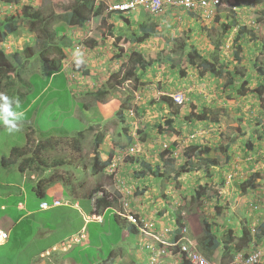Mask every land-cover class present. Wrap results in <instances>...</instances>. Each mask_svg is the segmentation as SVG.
<instances>
[{
	"label": "rangeland",
	"instance_id": "obj_1",
	"mask_svg": "<svg viewBox=\"0 0 264 264\" xmlns=\"http://www.w3.org/2000/svg\"><path fill=\"white\" fill-rule=\"evenodd\" d=\"M96 1L107 4L104 3L103 14L93 25L99 37L103 36L107 40L113 33H121L122 36L128 37V40L141 37L139 24L135 22V17H139L138 10L125 14L129 17L128 20L124 17L116 19L115 17H118L116 14L113 16L107 11L110 6L123 4L129 0ZM175 1L179 5L174 3L168 5L158 16L147 13L145 15L144 9L140 11L142 19L151 20L150 24L156 31L153 37L141 43L128 42L124 39L116 41L120 42V45L113 42L115 55L110 61H114L115 66H113L111 85L120 92L121 100L125 104L124 110L132 109L139 120L138 126H132L133 129L130 126L126 128L124 124L121 131H118L120 123L117 129L112 126L113 132L118 131V139H115L117 142L113 143V146H119L123 138L127 141L128 149L135 147L137 153L124 154L117 158L115 170L111 173L103 172V178L97 183L95 181V185L101 187L100 182L103 184L107 182L105 187L112 190L116 197L114 205L117 211L125 212V199L121 192L130 190L132 195L129 208L132 207L133 213L144 212L148 217L167 218L166 224L169 225H176L170 217H174L176 221V217L180 214V224L186 227L188 238L201 252H203L200 246L204 240V220L212 225L213 230H216L221 238L228 230H233L236 236H239L243 226L250 227L252 231L255 229L254 246L264 251V238L262 240L260 236L264 224V101L259 100L253 93L254 89L264 84V76L261 73V70L264 71V3L251 8L234 9L229 6L227 0H223L225 4L218 8L217 14L200 17L187 10L186 6L180 5V2L185 0H171V3ZM76 2L77 0H19L17 5H4L0 0L1 46L8 48L6 52L10 55L15 49L22 50L34 44L37 54L32 61L22 66V78L25 77L27 80V76L35 71L43 74L33 76L32 88L24 86L27 90V92L22 90L27 93L25 98L34 99L40 90L46 87L45 71L51 68L49 62L53 58L58 59L59 56L55 47L56 34L62 30L67 32L73 29L66 25L65 20ZM26 11L29 14L39 12L41 17L35 19L28 16ZM11 16L21 18L24 24L16 27L15 23L18 19H15L10 25V22L7 23V18ZM229 22H233L234 26L229 33H226L224 25ZM7 25L15 30L12 34L3 36ZM87 26L78 27L79 33H87ZM240 27H243L244 31H250L252 35L244 32L245 37L239 40L238 43L242 45L243 50L238 61L234 55L236 50L234 39L239 35ZM46 30L49 34L45 33ZM80 38L83 36L81 35ZM244 38L247 39L243 40ZM43 43L49 45L47 52L43 53L41 58L38 52ZM86 44L88 45V41ZM188 45L196 47L204 58L214 53L218 54L220 61L226 64L227 68L236 67L237 72H241L242 76L245 74L244 77L237 76L236 83L240 85L244 79L248 80L246 95L239 96L234 85L225 86V79H218L210 74L201 76L185 60L186 54L180 47L184 48ZM136 49L149 55L157 53L164 56L171 55L173 60L167 64L154 65L144 72L142 85H138L135 81L122 84L125 73L131 67L128 61L129 55ZM255 65H260V70ZM179 68L187 69L185 78L179 76ZM66 77L65 75L55 77L47 90L43 91L42 98L24 116V120H29L27 121L30 122L29 126L37 132L60 138L56 149L47 151L43 155V160L49 164L60 154V159L86 162L97 168L101 156L96 151L100 149V145L90 138L91 132L87 129L92 120L101 118V113L97 108L91 107L89 110L84 108L85 103L80 100V94L72 83H68ZM14 92L11 98L18 99L23 109L28 102L22 100L23 93L18 95L17 91ZM165 92L169 94L179 92L185 98L184 105L180 106V115L172 120L173 124L169 129L166 124V120L170 118L169 111L159 101L162 93ZM38 107L40 111L37 112ZM203 108L216 109L221 114L216 119L206 122L186 119L191 112L199 114ZM169 130L170 133L167 132ZM79 131L84 132L86 142L84 141V147L78 152L67 145L68 140L61 137ZM6 141H14L16 145L20 143L19 137L13 132L2 131L0 150L5 149ZM206 146L210 148L212 158H220V166L197 169L175 178V170L185 163L187 155H191L196 163L203 162L202 157L207 156L202 153ZM104 150H108L107 145L104 146ZM166 150L170 153H166V159H161V154ZM107 157L108 155L104 156ZM136 157L160 165L162 167L160 175L138 178L140 167L135 165ZM81 167L84 168V164H81ZM121 167L124 170H121ZM91 171L92 168L89 172ZM89 172L86 171L85 175L88 176L87 182L91 189L93 181L92 176L89 177ZM62 173L67 181L79 176L73 168L64 169ZM97 177L100 180V177ZM118 177L129 178L126 185L117 181L121 185V191L117 190L119 188L117 184L115 187V178ZM249 179L253 182L252 186L246 187L245 182ZM86 185L87 183L82 187H87ZM200 186L207 189V194L198 198L196 190ZM104 217L106 224L102 227L93 222L97 229L93 232L90 241L92 244L84 248L83 252L74 250L75 257L79 255L85 259L89 254L91 261L97 264L100 259H108L111 250L125 244L124 240H121L124 238H127L126 244L131 250L136 249L138 236L126 227L121 228V231L115 227L114 211L108 210ZM58 219L61 220V217ZM51 220L59 222L54 217ZM77 221L79 224L82 223V218L78 217ZM122 223L126 226L124 220ZM79 224L73 226V231ZM102 231L106 232L105 235H100ZM100 236L102 242L99 246ZM254 249L249 247L242 254L252 252ZM221 255L222 251L218 250L210 259L219 264ZM239 259L241 258L237 260ZM261 262L264 264V257Z\"/></svg>",
	"mask_w": 264,
	"mask_h": 264
},
{
	"label": "crops",
	"instance_id": "obj_2",
	"mask_svg": "<svg viewBox=\"0 0 264 264\" xmlns=\"http://www.w3.org/2000/svg\"><path fill=\"white\" fill-rule=\"evenodd\" d=\"M142 21L141 18H135V22L139 25ZM86 32L77 33L72 30V32L65 34L67 38L59 41L56 47L63 53V58L57 63V68H60V70L54 73L53 70L56 69H49L46 72L44 75L47 79L46 87L43 90L41 89V93L34 99L25 98L27 93L22 92V90L27 92L24 86L29 88L32 84L33 76L42 73L40 71L32 72L25 80V77L22 78L21 72L22 66L26 65L28 61H32V58L23 60V64L15 67V71L9 75L8 79L4 78L8 84L6 93L12 94L13 91H15L14 93L17 91L18 95L23 93L24 99L22 100L28 102L21 109L25 115L42 98L43 91L47 90L55 77L65 75L68 83H72L74 89L80 94V100L86 93L99 92L93 102L85 103L83 101L86 110L91 109L89 104H93L92 108H97L98 112L101 113V118L92 120L90 124L101 125L100 127L105 131H111L112 126L115 129L118 128L119 122L115 114L121 108V102L115 97V88L111 85L113 83V66H115L114 61H110L113 54L110 50L111 42L107 41L106 47H104L105 44L103 43L101 45V38L97 35V31L92 25L88 27ZM81 35L83 38H80ZM92 35L93 38H91L88 43L89 46H87L85 41ZM32 45L34 44L29 46ZM106 48L107 55L105 54ZM13 52H19V50L15 49ZM101 54L103 57H101ZM77 61H81L82 65L89 70L88 75L85 76L81 72L73 70V64ZM49 72H52L50 77ZM39 109L40 107L36 111H40ZM27 121L29 120H24L23 118L19 122V130L13 131L15 136L19 137L20 143L16 145L14 141H6L5 149L0 150V232L7 235L5 244L0 246V264H93L95 261H91V255L87 254L85 259H82L79 255L75 257L74 250L83 252L84 248L91 244L88 230L89 223L96 222L105 225L104 216L108 210H104L98 215L101 218H93L95 203L93 199L89 198L96 186L95 181L96 183L101 181L103 173L98 175L100 180H98V177L91 175V180L93 181L91 189L87 182L88 176L85 175L70 178L68 181L77 184V181L82 179L81 184L87 183V187L72 188L71 184L65 185L63 181H60L44 187L42 189L44 195L38 194L35 190L36 185L46 175L49 176L51 174L50 171L44 172L42 169L31 171L21 166L20 163L8 168H4L2 165V159L7 158L13 148H24L26 146L27 131L34 130L35 144L40 141L39 133L36 129L29 126L30 122ZM2 131H8V129L0 122V134ZM72 134H77V132ZM109 138L110 140L107 143L108 152H113L119 156L126 149L127 141L121 138L119 146H113V143L117 142L115 139H118V137L109 135ZM102 151L105 152L103 149ZM56 159H59V157L54 158V160ZM89 168V164H87L86 171ZM121 170H124V168L121 167ZM128 179V177L115 178V187L116 184L119 187L117 190L121 191V185L117 181L122 185H126ZM100 183L107 186V182L104 184ZM54 199L60 200L62 204L49 209L41 208L43 200L52 202ZM52 217L59 222L52 221ZM59 217H61V220L58 219ZM78 217L82 218V223L80 224L77 221ZM75 224H79L77 225L79 227L76 226L77 229L75 227V231H73ZM70 229H72L71 232L67 233ZM70 239H77L78 241L72 244L70 248H66V250L59 248L62 243L68 242ZM54 248H58V250L54 251ZM114 258V256H109L108 259H100L101 261H98L97 264L111 263ZM126 259L129 260L130 258L126 256L119 257V260Z\"/></svg>",
	"mask_w": 264,
	"mask_h": 264
},
{
	"label": "trees",
	"instance_id": "obj_3",
	"mask_svg": "<svg viewBox=\"0 0 264 264\" xmlns=\"http://www.w3.org/2000/svg\"><path fill=\"white\" fill-rule=\"evenodd\" d=\"M4 3L8 4H16L19 0H1ZM230 4L233 7H243V8H251L256 5H260L264 3V0H228ZM95 0H77L76 3H74L71 7L70 12L68 13L65 23L67 26H79L83 23H86L92 19H100L102 16V13L105 8V4L98 3V5H95ZM26 14L35 19H39L41 17L39 12H35L33 14H29L26 11ZM193 15V14H191ZM25 16V14H24ZM15 19L17 20V23H15L16 27H20L24 24V20H21V18H16L14 16H11L7 18V23L10 22V25L14 22ZM225 32L229 33L234 26L233 22L226 23L225 25ZM15 28H11L9 25L6 26V31L4 32L3 36H7L9 34H12L14 32ZM240 32L237 38L234 39L236 50H235V58L238 59L240 57V53L243 50V47L239 42V40H242L243 37H245V33H249L252 35L250 31H244L243 27L239 28ZM139 31L142 33L141 37L137 38H131L126 39L128 41H133L134 43H141L145 40H148L149 38L153 37L156 34V31L148 24H141L139 26ZM46 34L48 33V30L45 31ZM254 37V36H252ZM121 39V38H118ZM247 38H244L243 40H246ZM47 41V40H46ZM189 46V45H188ZM181 46L180 48L183 49V53L186 54V62L194 69H196L201 76H204L206 74H210L218 79H225V86L234 85L236 87V92L239 96H245L246 95V87H248V80L244 79V81L238 85L237 82V76L244 77L245 74L241 72H237V68H227L224 64L220 61V58L218 54H212L208 58H204L202 54L199 52V50L196 47L193 46ZM217 52V50H215ZM35 51L32 47H26L21 52L13 53L8 55L3 49L0 48V93L7 95L8 97H13L11 93H6V87L7 83L5 82L4 78H9V75L15 71V67H19L23 64L24 59H29L35 55ZM41 56L43 57V54L41 53ZM173 60V57L171 55L164 56L163 54L157 53L153 55L145 54L140 51L132 52L129 56V63L131 64L130 69L126 72V79L130 80L134 78L140 79V77H137V71H147L149 67H152L154 65L158 64H167ZM56 61L53 62V67H56ZM79 65H82L81 62H76L73 64V69L75 71H82L83 74L87 75L89 72L87 70H84L83 67H80ZM256 68L260 70L261 66L255 65ZM55 69V68H54ZM60 68H56V70H53L54 73L59 71ZM179 76L182 78H185L187 76V69H180L179 68ZM52 72H49V77ZM262 75L264 76V71L261 70ZM33 85H30V88H32ZM43 90V89H42ZM39 93H41V91ZM38 93V94H39ZM253 93H255L259 100L264 101V84L259 85L256 89L253 90ZM99 95V94H98ZM97 96V95H96ZM95 96V97H96ZM14 99V98H13ZM160 101L167 107L170 118L166 120V124L169 127L173 124V119L176 118L178 115H180V107L174 103L172 98L168 96H162L160 98ZM90 108L93 107V104H89ZM221 114L220 111L216 109H210V108H203L202 111L199 114H196L194 112H191L188 114L186 119L188 120H197L200 122H206V121H212L216 119ZM118 118L124 122V114L119 112L117 114ZM88 130H95L94 126H89ZM171 130V129H170ZM170 130L167 131L170 133ZM39 133V142L37 145H34V130H29L26 132L27 137V144L24 148H13L10 155L7 158L2 159V165L4 168L12 167L14 165H18L20 163L21 166L24 168H28L31 171H38L39 169H42V171L47 172L51 171V174L49 176H46L38 182V184L35 187V190L38 194L44 195V192L42 189L48 185H52L56 182L63 181L66 184H71L69 181L64 180V174L62 173V170H66L68 167V164L66 162V159H59L54 160L51 164H46L41 160V157L43 153L49 151V150H55L57 145V142L54 140V135H47L45 136L42 132ZM63 136V135H61ZM84 138V132H79L76 135H73L71 133L67 134L66 136L61 137V139L68 140L66 143L70 147H73L75 150H79L80 143ZM103 139V136L98 133L95 136V141L97 143H100ZM170 153L169 150L166 152H163L161 154V159H166V155ZM202 153L207 154L206 157H202L203 162H197L194 160V158L191 155H187L186 161L183 165H180L174 173V177L178 178L183 173H188L191 171H195L197 169H201L204 166L205 167H218L220 166V158L215 157L212 158L211 150L208 146L204 148V151ZM134 161L139 167L140 171L138 173V177L140 178H146L148 176H155L158 177L162 171V167L160 165H154L148 160L142 159V158H135ZM168 160V159H167ZM163 161V160H162ZM168 162V161H167ZM111 163V157L108 161L104 162V165H108ZM204 163V164H203ZM66 167V168H65ZM99 173V170L96 168H92L91 175L97 176ZM82 179L77 181V185H81ZM246 183V187L252 186V180L249 179ZM244 187V186H243ZM196 195L198 198H201L205 196L207 193V189L205 187H199L196 190ZM102 193V196L100 198L95 199V214H101L104 210H112L113 203L116 201V197L112 196L105 188H96L94 189V193L89 196L90 199H93V195L95 193ZM44 198V197H43ZM177 218L178 223H180L181 218L180 214ZM106 224V220H104ZM114 222L115 227L121 231V219L120 216H118L114 212ZM96 223V222H95ZM98 224L100 227L103 225ZM96 224L89 223L88 224V230L90 235V241L92 240L93 232L97 229ZM129 231L133 234H136V230L134 226L128 227ZM203 231H204V240L200 246V248L203 250V252L206 255L211 256L214 254L220 247H222V263L227 258L231 256V254H236L242 252L244 249L248 248L251 243L254 242L255 236L248 226H243L241 234L239 236H236L235 232L233 230H228L223 238L219 237V233L216 232V230H213L212 225L207 221H203ZM259 232V231H257ZM104 231L100 233L105 235ZM260 236L262 237V240L264 238V224L261 227V233ZM102 237H99L100 243L102 242ZM99 243V244H100ZM92 244V243H91ZM112 255V252L110 251L109 256ZM234 256H231L229 259H232ZM229 260H227L228 262ZM183 264H186L185 262Z\"/></svg>",
	"mask_w": 264,
	"mask_h": 264
},
{
	"label": "clouds",
	"instance_id": "obj_4",
	"mask_svg": "<svg viewBox=\"0 0 264 264\" xmlns=\"http://www.w3.org/2000/svg\"><path fill=\"white\" fill-rule=\"evenodd\" d=\"M166 1H169V2L168 3H165L163 5V8H162V11L161 12L160 11L159 12H151L150 10H148L145 7V3H144L145 0H129V1L125 2V3H123V4H116V5L110 6V8H109L110 10L107 9V11L109 13H111L113 16H114V14H116V16H118V17H115L116 19L119 18V17H124V18H126V20H128L129 17L128 16H125V14H129L132 11H137L138 10L139 17H137V18H141V15L142 14L140 13V11L143 10V9H144L145 15L147 13L148 15L158 16V15H161L165 11V9L167 8L168 5H171L173 3L176 4V5H179V3H177L176 1L175 2H172V3H171V0H166ZM201 1L202 0H198V1H195V2H190L188 0L187 1L185 0V2L184 1H181L180 2V5L181 6H186L187 10H189L190 12H194V13L198 14L200 17H204V16L209 17L211 14H215V13L217 14L218 8L221 5H224L225 4L223 2V0H219L218 3H215V0H206L208 2V5L204 7V6L201 5ZM2 3L4 5H17L18 4V3H16V4H13V3L8 4V3H4V2H2ZM98 3H102V2H97L96 1L95 2V5H98ZM190 3H192L193 5L188 7L186 4H190ZM228 4H229L230 7L234 8V9L237 8V7H233L230 4L229 1H228ZM122 5H128L129 7L127 9H125V10H122L120 8H117L118 6H122ZM240 8H243V7H240ZM98 20L99 19H96V20L92 19V20H90V21H88L86 23H83L82 25H79V26H68L69 28H73V29H71V30H69L67 32H65V30H62V31L57 32L56 37H55L56 40H57V44L55 45V47L59 44V41H61L63 38H67L65 34H68L69 32H72V30H75L77 33H79L78 27L86 28L87 25H88L87 27H89L91 25H92V27H94L93 25L96 24L98 22ZM141 20H143V21L140 23V25L141 24H148V26H150V28L154 29L153 26L150 24V23H152L151 20L148 21V19H145V18L144 19L141 18ZM116 24H118V23L116 22ZM57 36H58V38H57ZM109 37L110 38L106 40V38H104L103 36L102 37L100 36L101 42L103 44H105L104 47L107 46V41H110L111 42L110 43V50L113 52V54H112V56H113V55H115V49L112 47V45H114L113 42L115 43L116 41H122V40H119L118 38H121V39L126 40V39H128V37L122 36L121 33H118V34L113 33ZM122 37H124V38H122ZM91 38H93V36H90L88 38V40H87L88 43L91 40ZM87 41H85V44L87 43ZM128 42H130V41H128ZM116 43H117V45H120V42H116ZM1 45L2 44H0V48L3 49L6 52V50L8 48L2 47ZM48 45L49 44H45V43H43L41 45V50H40V52H38V56L39 57L42 58L41 53L43 54V53H46L47 52ZM87 46H89V44ZM29 47H32L34 49L33 45L32 46H29ZM22 50H19V52H21ZM56 50L59 53L58 59L53 58L52 61L49 62L51 64V68H47L46 71H45V74H46V72L49 69H54V68L56 69L57 68V63L60 62L61 59L63 58L62 51L59 48H57V47H56ZM34 51H35V49H34ZM135 51H139V50L136 49ZM135 51H132V52H135ZM13 53H17V52H12L11 54H13ZM105 53L107 55V48H106ZM36 54L37 53H35V55ZM33 57H31V58H33ZM31 58H29V59H31ZM54 61H56V65H55L56 67H53V62ZM77 62H81V61H77ZM24 66L25 65H23V67ZM79 66L80 67H83L84 70H87L89 72V70L87 68H85L83 65H79ZM149 68H151V67H149ZM77 72H81L83 74L82 71H77ZM144 72L145 71L138 70L137 71V77H140V79H136V80H134V78H132L130 80H127L126 79V73H125L124 81L122 82V84L125 83V82H127V81L128 82L135 81L138 85H142V75L144 74ZM83 75H85V74H83ZM98 93H86L83 96L82 101H84L85 103H87L86 100H88V102H93L94 99L96 98L95 96ZM162 94H163L162 96H168V97L172 98V100L174 101V103L176 105H178L179 107L182 106V105H184L185 98H184V96H183L182 93H179V92L172 93L171 92L169 94L168 92H165V93H162ZM177 94H180L183 97V102L181 104L177 103L175 101V99H174V95H177ZM115 97H117L119 99V101L121 102V106H120L121 108L115 114L116 119L118 120V122L121 125L118 128L119 129L118 131H121V129H122L121 127L124 124H125L124 126L126 128H129V126L132 129H133V127H137L138 124H139V120L135 117L134 112H133L132 109L131 110L130 109L124 110L125 104L121 100V94H120V92L118 90H116V89H115ZM159 101H160V99H159ZM13 105H15V108H13ZM20 109H21V104H20V101L18 99H13V98L8 97L5 94L0 93V122L3 123V125L8 129L9 132H13V131H18L19 130V122L22 121L23 118H24V116H25L24 111L23 110H20ZM119 112L120 113L122 112L124 114V122L121 121L118 118L117 114ZM121 122H123V124ZM198 122H200V121H198ZM89 126H94V128H95V130H88L87 129V131H90L91 132V137L90 138H93V141L96 144L100 145V149H97V151H96V153H99V156H101V158H100V164L96 168L97 170H99V173H103L105 171L107 173H111L112 171H114L115 170V164L117 163V158H119L121 155H124V154H126V155H134L135 153H137L135 147H131L130 149H128L127 146H126V149L122 153L119 154V156L115 155L113 152H108V150L105 151L104 150V146L107 145V147H108V144L107 143L110 140L109 135H111V137H117L118 131H116V132L115 131L113 132L112 130L111 131H105L104 129H102L100 127L101 125H97L96 123L95 124H92V125L90 124V125H88V127ZM79 132H81V131H79ZM79 132H77V133H79ZM98 133H100L103 136V139H102V141L100 143H97L95 141V136ZM114 133H115V135H114ZM74 135H76V134H74ZM59 139L60 138H55L54 137L55 142H57ZM84 141L86 142V140H85V134H84L83 140L80 143V147H79L78 152L80 151V149L82 147H84V145H85ZM34 145H37V144L34 143ZM102 149L105 152H103ZM108 149H109V147H108ZM45 153H43V155ZM92 153H95V152H92ZM43 155L41 157V160L45 163V167H46V164H49V163L48 162H45L46 160H43ZM105 155H108V157L107 158H104ZM58 157L60 159V154H58ZM110 157H111V163L108 164V165H104V162L108 161ZM59 159H56V160H59ZM66 162L68 164V167L67 168H73V169H75V172H78L79 173V176L85 175L86 169H87V163L86 162H79V161H75V160H72V159L69 160V161L66 160ZM81 164H84V167L85 168L81 167ZM136 166L139 167L138 165H136ZM89 167L90 168H93L91 165H89ZM90 168H89V170L87 172L90 171ZM204 168H205V166L203 167V169ZM99 173H98V175H99ZM104 174H106V173H104ZM106 175H108V174H106ZM89 176H91V173H90ZM138 178H140V177H138ZM141 179H143V178H141ZM71 186H72V188H77V187H82V184L81 185H77V184L71 183ZM98 187L99 186H95L94 189H96ZM99 188H105L112 196H114L113 191L110 190V189H108L104 185H101V187H99ZM94 189L92 190V194L94 193ZM121 194L124 195V199H125V203H124V207H125L124 211L125 212L123 213L121 210L117 211L115 209L114 203H113L112 210L118 216H120V219H121V228L126 227L128 229V227L130 225L131 226H134V228L136 230V232H135L136 234L135 235L138 236V239L139 240H138L136 249H132L131 250L130 246L128 244H126L127 243V238L121 239L122 241L124 240V243L125 244L121 245L120 247L117 245L119 248H116V249L114 248L113 250H111V252H112V255L111 256L112 257L114 256L115 258L112 259L111 260V263H108V264H183L184 262L186 264H194L193 261H192V258L190 256V251L196 252L199 255V257L206 262V264H217L213 260L211 261V259H210V257H212L214 254H212L211 256L204 254L203 252H201L198 249L197 246H195L190 241V239L187 236L188 234H187L186 227L185 226H182L180 223H178L177 218H176V221H175V218L174 217H172V218L170 217V219H172L174 222H176V225L175 224L174 225H169V224H166L167 218L161 219V217L158 216V214H157L158 217H156V216H150V217H148V215H146V216L144 215V212H143V214L133 213L132 212V207L129 208V204L131 203L130 202V198H131L132 193L130 192V190H127V192H124V193L121 192ZM101 196H102V193H100V192L95 193L93 195L94 203H95V199L100 198ZM55 200H58V199H54L52 202H47V201H44L43 200L42 204L43 203H47L49 205V207L48 208H43L42 207V204H41V208L42 209H49V208L54 207L55 206L54 205V201ZM58 201L60 202V205H61L62 202L60 200H58ZM60 205H56V206H60ZM107 210H109V209H107ZM161 213H160V215L162 216ZM129 214H133L134 216H139V217L144 218L146 221L144 223H142V226L143 227H144V224H146V223L147 224H152V227H147L145 229L146 233L142 232L135 224H133L129 220V218H128ZM93 215L94 216H92V217L95 218V219L101 218V217L98 216V214L93 213ZM122 220H124V222L126 223V226L124 225V223H122ZM101 222H103V221H101ZM168 229L170 231H168L166 233L165 231L168 230ZM254 230L255 229H253V231H252L253 233H255ZM1 234L4 235V240H3L2 243H0V246L3 245V244H5L6 238H7V235L6 234L0 232V236H1ZM77 241H78L77 239H70L68 242L62 243L59 246V248H61L62 250H66V248H70L72 246V244H75ZM162 242H164L166 244H163ZM254 243H256V240H254V242L249 245V247L255 248L254 251H252V252H245L244 254H242V252L245 250L244 249L240 253L231 254V256H234V257L232 259H229L231 256L229 258H227L224 261L226 263H222V256H223V252H222L221 261L219 262V264H246V260L248 259V257L253 252H255L256 250H260V249H258L257 247L254 246ZM185 246L188 248L187 251H184L183 250V247H185ZM151 249H154V251H152ZM56 250H58V248H54V251H56ZM162 250H164V253H159ZM218 250H221L222 251V247H220ZM260 251L262 252V256H261L258 264H263L261 262V260L264 257V251H262V250H260ZM122 256H126L127 258L129 257L130 259L129 260H127V259L126 260H119V257H122ZM238 258H241L242 260L241 259L237 260ZM227 260H229V261L227 262Z\"/></svg>",
	"mask_w": 264,
	"mask_h": 264
},
{
	"label": "built area",
	"instance_id": "obj_5",
	"mask_svg": "<svg viewBox=\"0 0 264 264\" xmlns=\"http://www.w3.org/2000/svg\"><path fill=\"white\" fill-rule=\"evenodd\" d=\"M169 1H166V0H145V7L150 10L151 12H161L162 11V8H163V5L165 3H168ZM219 0H215V3H218ZM188 7L189 6H192L193 4L190 3V4H186ZM201 5L202 6H207L208 5V2L206 0H202L201 1ZM129 6L128 5H122V6H118L117 8H120L122 10H125L127 9ZM174 99L177 103L181 104L183 102V97L180 95V94H177V95H174ZM54 205H60V202L58 200H55L54 201ZM42 207L43 208H48L49 205L47 203H43L42 204ZM129 220L135 224L142 232L146 233L145 229L147 227H152V224H144V227L142 226V223H144L146 220L142 217H139V216H134L133 214H129L128 216ZM168 231H170L169 229L166 230L165 232L167 233ZM4 240V235L1 234L0 236V243H2ZM163 244H166L164 242H162ZM152 251H154V249H151ZM183 250L184 251H187L188 248L185 246L183 247ZM159 253H164V250H162L161 252ZM190 256L192 258V261L194 264H206V262L201 259L199 257V255L194 252V251H190ZM262 256V252L260 250H256L255 252H253L249 257L248 259L246 260V264H258L260 258Z\"/></svg>",
	"mask_w": 264,
	"mask_h": 264
}]
</instances>
